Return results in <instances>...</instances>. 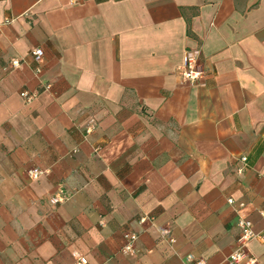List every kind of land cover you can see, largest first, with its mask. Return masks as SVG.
<instances>
[{
	"label": "crops",
	"instance_id": "obj_1",
	"mask_svg": "<svg viewBox=\"0 0 264 264\" xmlns=\"http://www.w3.org/2000/svg\"><path fill=\"white\" fill-rule=\"evenodd\" d=\"M241 216L264 235V0H0V264H224Z\"/></svg>",
	"mask_w": 264,
	"mask_h": 264
},
{
	"label": "built area",
	"instance_id": "obj_2",
	"mask_svg": "<svg viewBox=\"0 0 264 264\" xmlns=\"http://www.w3.org/2000/svg\"><path fill=\"white\" fill-rule=\"evenodd\" d=\"M33 55L39 60L42 59L44 55V51L42 48H37L33 51ZM21 63L20 59H13L11 64L13 67L19 66ZM37 72L41 71L40 67H37ZM182 75L186 81L190 83H195L199 81V79L203 76V70L200 67L199 59L195 55L186 54L184 57V64L181 68ZM50 85H46V88H49ZM21 95L27 99V101H31L36 97L35 93H29L28 91L21 92ZM90 129H88V132ZM240 165L238 167V173L243 174L246 168L248 167V157L243 155L240 158ZM32 177H38L41 174L39 169H34L30 172ZM69 198L64 190H59L55 195L50 198V202L53 205H57L59 203L64 202ZM233 203V200H229ZM141 221H145V217L141 218ZM239 226L241 228V233L237 239L238 246L237 248L225 259L224 264H258V259L252 252L250 248V242L257 238L262 237L264 235L258 234L253 229V222L247 218L246 216H241L239 219ZM168 231H164L163 234H167ZM129 241L126 245V250L129 252L136 251V242L138 240V234L132 232L129 235ZM75 264H89L88 260L85 256L80 255L79 253H74ZM192 264H209L206 259H194L191 258Z\"/></svg>",
	"mask_w": 264,
	"mask_h": 264
}]
</instances>
